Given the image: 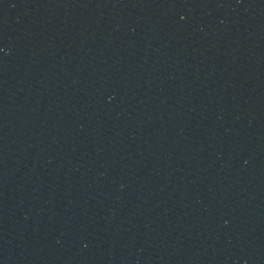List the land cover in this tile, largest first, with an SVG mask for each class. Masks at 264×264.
Listing matches in <instances>:
<instances>
[{
  "label": "water",
  "instance_id": "95a60500",
  "mask_svg": "<svg viewBox=\"0 0 264 264\" xmlns=\"http://www.w3.org/2000/svg\"><path fill=\"white\" fill-rule=\"evenodd\" d=\"M0 264H264V0H0Z\"/></svg>",
  "mask_w": 264,
  "mask_h": 264
}]
</instances>
